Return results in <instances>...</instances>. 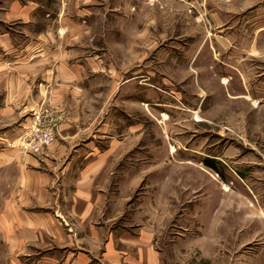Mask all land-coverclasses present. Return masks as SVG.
I'll list each match as a JSON object with an SVG mask.
<instances>
[{
  "label": "crops",
  "instance_id": "obj_1",
  "mask_svg": "<svg viewBox=\"0 0 264 264\" xmlns=\"http://www.w3.org/2000/svg\"><path fill=\"white\" fill-rule=\"evenodd\" d=\"M159 1L166 6L0 1V264H161L154 229L144 223L156 212L123 224L134 188L122 176L112 181L114 174L164 173L184 109L199 125L247 117L264 124V0H211L201 7L211 31L194 52L155 56L148 46L156 44V26L147 14L171 6ZM134 98L176 117L161 118L169 147L156 168L134 164L143 133ZM45 109L56 119L54 139L38 153L23 149Z\"/></svg>",
  "mask_w": 264,
  "mask_h": 264
},
{
  "label": "rangeland",
  "instance_id": "obj_2",
  "mask_svg": "<svg viewBox=\"0 0 264 264\" xmlns=\"http://www.w3.org/2000/svg\"><path fill=\"white\" fill-rule=\"evenodd\" d=\"M154 1L155 7L166 6ZM49 2L54 5L56 0ZM210 2L170 0L169 12L147 14L156 26V44L148 46V53L156 56L179 48L187 55L194 52L200 36L210 30L209 13L201 10ZM134 101V121L143 125L142 139L134 145V164L143 160L156 168L162 161L160 150L169 147L161 133V118L170 122L174 113L164 115L168 110L139 107ZM241 103L233 106L243 110ZM184 110L187 119L179 118L180 124L171 129L174 156L164 173L154 169L114 174L112 181L122 176L126 187L134 188L124 205L123 224L130 223V215L156 212L155 220L144 223L154 229L161 264H264V124L249 123L258 119L247 117L235 119V125H199L193 109ZM43 111L36 114V124ZM111 112L118 115L117 109ZM43 115L42 120L48 121ZM207 159L215 160V169L206 166Z\"/></svg>",
  "mask_w": 264,
  "mask_h": 264
},
{
  "label": "built area",
  "instance_id": "obj_3",
  "mask_svg": "<svg viewBox=\"0 0 264 264\" xmlns=\"http://www.w3.org/2000/svg\"><path fill=\"white\" fill-rule=\"evenodd\" d=\"M42 114H44L43 118H46L48 121L42 120ZM54 119V117H50V112L45 109L38 117L36 127L32 131L27 143L23 145V149L37 153L41 151L42 148L49 145L55 137L54 127L56 121H54ZM193 119L197 121L200 118L198 119L196 115H194Z\"/></svg>",
  "mask_w": 264,
  "mask_h": 264
},
{
  "label": "trees",
  "instance_id": "obj_4",
  "mask_svg": "<svg viewBox=\"0 0 264 264\" xmlns=\"http://www.w3.org/2000/svg\"><path fill=\"white\" fill-rule=\"evenodd\" d=\"M204 163H205L206 165H208V166H210V167H212V168L215 169V165H214L210 160H205Z\"/></svg>",
  "mask_w": 264,
  "mask_h": 264
}]
</instances>
